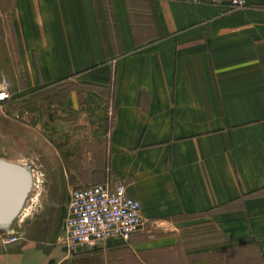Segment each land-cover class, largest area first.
<instances>
[{
	"label": "crops",
	"instance_id": "obj_1",
	"mask_svg": "<svg viewBox=\"0 0 264 264\" xmlns=\"http://www.w3.org/2000/svg\"><path fill=\"white\" fill-rule=\"evenodd\" d=\"M234 1L13 0L29 87L109 90L108 177L144 223L76 252L58 229L0 239V264H179L180 232L201 222L264 264V0Z\"/></svg>",
	"mask_w": 264,
	"mask_h": 264
},
{
	"label": "rangeland",
	"instance_id": "obj_2",
	"mask_svg": "<svg viewBox=\"0 0 264 264\" xmlns=\"http://www.w3.org/2000/svg\"><path fill=\"white\" fill-rule=\"evenodd\" d=\"M12 6L13 0H0V92L6 94L0 98V158L25 164L34 178L25 212L11 226L21 236L48 235L60 226L73 188L109 178L110 114L101 104L110 92L70 80L29 87L14 57ZM72 87L80 92L73 101L92 107H72ZM180 236L178 250L188 258L179 264H262L254 244L229 243L203 222Z\"/></svg>",
	"mask_w": 264,
	"mask_h": 264
},
{
	"label": "built area",
	"instance_id": "obj_3",
	"mask_svg": "<svg viewBox=\"0 0 264 264\" xmlns=\"http://www.w3.org/2000/svg\"><path fill=\"white\" fill-rule=\"evenodd\" d=\"M143 223L141 202L128 194L123 181L107 178L70 191L58 240L71 252L92 249L113 238L128 240ZM18 233L10 226L1 230L0 239L4 243L15 242Z\"/></svg>",
	"mask_w": 264,
	"mask_h": 264
},
{
	"label": "water",
	"instance_id": "obj_4",
	"mask_svg": "<svg viewBox=\"0 0 264 264\" xmlns=\"http://www.w3.org/2000/svg\"><path fill=\"white\" fill-rule=\"evenodd\" d=\"M32 187L29 168L0 158V230L11 226Z\"/></svg>",
	"mask_w": 264,
	"mask_h": 264
},
{
	"label": "bare ground",
	"instance_id": "obj_5",
	"mask_svg": "<svg viewBox=\"0 0 264 264\" xmlns=\"http://www.w3.org/2000/svg\"><path fill=\"white\" fill-rule=\"evenodd\" d=\"M1 97H3V95H1V93H0V98ZM3 159V158H2ZM10 161V160H9ZM29 170H30V172H31V175H32V183H33V173H32V171H31V169L29 168ZM25 204L23 203V205H22V207H21V209L19 210V212H18V214L20 215L21 213L23 214L25 211H24V209H25Z\"/></svg>",
	"mask_w": 264,
	"mask_h": 264
}]
</instances>
